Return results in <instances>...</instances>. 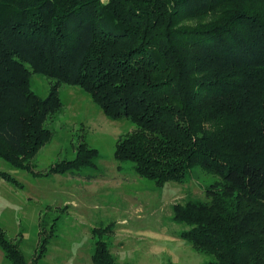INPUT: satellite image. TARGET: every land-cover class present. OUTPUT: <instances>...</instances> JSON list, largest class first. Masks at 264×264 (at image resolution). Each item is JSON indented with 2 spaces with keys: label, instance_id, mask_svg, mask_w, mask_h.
I'll use <instances>...</instances> for the list:
<instances>
[{
  "label": "trees",
  "instance_id": "1",
  "mask_svg": "<svg viewBox=\"0 0 264 264\" xmlns=\"http://www.w3.org/2000/svg\"><path fill=\"white\" fill-rule=\"evenodd\" d=\"M32 75L51 82L45 97ZM60 85L135 125L114 158L157 188L193 168L219 180L171 208L205 264H264V0H0V159L34 177L97 170V150L81 141L73 160L35 171ZM44 232L28 261L0 227L3 257L37 264ZM93 232L92 264H115L111 232Z\"/></svg>",
  "mask_w": 264,
  "mask_h": 264
},
{
  "label": "rangeland",
  "instance_id": "2",
  "mask_svg": "<svg viewBox=\"0 0 264 264\" xmlns=\"http://www.w3.org/2000/svg\"><path fill=\"white\" fill-rule=\"evenodd\" d=\"M50 86L46 78L31 76L30 88L37 95L45 97ZM59 97L60 113L46 124L54 136L34 157L35 171L45 173L54 163L73 160L81 141L97 150V170H85L80 177H34L0 159V173L20 184L0 177V227L8 239L20 241L26 259L34 258L42 228L44 236L52 233L37 264H92L95 230L111 232L105 237L115 264H205L210 260L180 239L185 226L173 222L171 208L188 197L203 199L206 186L219 180L193 168L184 183L168 182L157 188L134 174L130 164L114 158L116 142L135 130L133 123L107 118L77 87L60 85ZM0 264H10L1 252Z\"/></svg>",
  "mask_w": 264,
  "mask_h": 264
},
{
  "label": "crops",
  "instance_id": "3",
  "mask_svg": "<svg viewBox=\"0 0 264 264\" xmlns=\"http://www.w3.org/2000/svg\"><path fill=\"white\" fill-rule=\"evenodd\" d=\"M1 252V251H0ZM2 257H3V254L1 253Z\"/></svg>",
  "mask_w": 264,
  "mask_h": 264
}]
</instances>
